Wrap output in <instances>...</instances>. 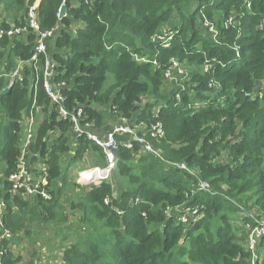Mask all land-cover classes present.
<instances>
[{"label": "trees", "instance_id": "16d2710c", "mask_svg": "<svg viewBox=\"0 0 264 264\" xmlns=\"http://www.w3.org/2000/svg\"><path fill=\"white\" fill-rule=\"evenodd\" d=\"M36 1L41 28L59 27L47 46L54 62L49 81L65 83V106L82 107L98 135L107 131L110 112L126 118L151 146L116 134L120 143L132 142L114 151L118 183L81 188L71 200L81 228L63 250V264H252L235 220L244 209L264 215V98L246 96L264 83V0H0V27L26 26ZM64 1L67 15L60 19ZM34 46L33 34L2 38V72L30 60ZM45 58L38 57L37 70L24 66L9 93V78H0V199L16 243L33 224L66 222L64 197L79 186L69 180V167L107 164L100 145L87 134L74 138L71 121L58 117L43 85ZM34 103L41 112L27 162L46 164L50 199L14 191L11 179L22 116ZM157 124L163 135L152 131ZM168 162L198 170L210 189L194 191L198 178ZM185 202L203 208L192 225L164 213ZM7 250L2 264H19L21 257ZM259 253L264 264V238Z\"/></svg>", "mask_w": 264, "mask_h": 264}, {"label": "built area", "instance_id": "2783aa9c", "mask_svg": "<svg viewBox=\"0 0 264 264\" xmlns=\"http://www.w3.org/2000/svg\"><path fill=\"white\" fill-rule=\"evenodd\" d=\"M66 1V0H65ZM64 1V3H65ZM37 7L38 1L33 3L27 14V25L24 27L11 25L8 28L0 27V40L4 37L10 38H20L27 34L35 35V46H34V53L30 60L22 61L20 60L16 66V68L8 74H4L2 72L3 66L0 67V78L7 77L9 78V83L6 87L13 85L16 78L21 79L23 76V67L26 65L34 66L37 70V61L38 57L43 54L45 55V66L43 69V85L44 88L51 99V104L54 106L56 111L58 112V117L60 119H69L72 123V130L74 134V138L80 136L82 134H87L88 138L95 141L98 145H100L107 157V164L105 166H94L87 169H80L77 172V183L81 186H84L86 190L92 189L94 186L102 184L103 181L107 180L110 175L113 173L115 169L116 159H115V150L118 148L120 144L131 148L132 142L126 141L120 143L116 139V134H130L132 138L137 140L141 143H146L145 147L150 149L151 146L139 135V131L134 129L130 123V120L126 118H122V121L117 122L111 129H108L103 135H98L93 130V123L91 122H84L83 120V111L82 107H79L75 110H69L65 106V97L61 93L60 87H64L65 83H59L57 87L51 84L49 79L53 75V67L54 62L48 58L47 53V46L48 41L52 40L56 37L59 27H54L49 30H43L38 22L37 17ZM60 14V9L58 12V17ZM67 13L64 15L66 16ZM226 21L225 25H228ZM206 25L210 26V30L212 32H217L215 27L210 23H206ZM264 28V25L261 26ZM143 61H146L143 58ZM209 68V65L204 64V70L206 71ZM180 72L183 71L182 68H179ZM187 71V70H186ZM169 73V72H168ZM170 76V73L167 74ZM35 89V87H34ZM260 91H248L246 92V96L249 97L251 100H255L257 98V94ZM260 97V96H259ZM261 98V97H260ZM203 103H196L197 107H200ZM41 112V108L37 107L34 103L32 107L23 113L21 125H22V137L21 143L19 148V166L18 171L11 177L13 181V190L23 189L25 191V195L32 197L33 195H41L45 199L52 198L51 193L48 190V172L47 166L44 162L40 161L34 167L29 166L27 162V158L30 155V145L32 141H34V136L36 132V127L38 125V115ZM138 131V132H135ZM152 131L158 133L160 135L164 134V130L161 124H157L153 126ZM147 132V131H146ZM73 144H75V140H73ZM73 155V151L71 152ZM70 155V156H72ZM169 166H174L180 168L182 170H187L188 174L195 176L198 178L197 184L194 187V191L200 190H209L210 184L208 181L202 180L198 174L196 173V169L188 168L185 163L180 162H168ZM189 197V195L187 196ZM110 199L106 198L105 203L109 204ZM139 201V199H135L132 203ZM2 206L4 207V202H2ZM203 208L200 206H192L189 203L185 202L180 205L176 206H167L164 209V213L168 217L175 216L177 217L178 222L188 225L194 224L196 221L200 219L202 216ZM118 214H123V210L116 208ZM245 216V217H244ZM245 218L249 219L246 220ZM242 225L246 230V241L245 247L246 249L251 252L252 255V264H258L259 260V245L262 239L264 238V215L253 211V210H245L242 215ZM13 238V233L7 229L4 225L3 219V211L0 207V264H2V258L7 253L8 247H10V242ZM7 243V246L5 245ZM48 264L49 262H44Z\"/></svg>", "mask_w": 264, "mask_h": 264}, {"label": "rangeland", "instance_id": "374dc122", "mask_svg": "<svg viewBox=\"0 0 264 264\" xmlns=\"http://www.w3.org/2000/svg\"><path fill=\"white\" fill-rule=\"evenodd\" d=\"M74 29L76 30L78 26H73ZM203 71L204 70V65L202 66ZM183 72H190V70H193L191 67L189 68H182ZM172 91H174L175 87L171 86ZM170 88V89H171ZM174 89V90H173ZM256 90H260V97L264 98V83H262V86L257 88ZM255 91V90H254ZM112 112L109 113L110 119L108 123V127L106 130L111 129L117 122L122 121L121 118L117 117L119 121L117 120L116 116L111 114ZM138 132V131H135ZM70 156L69 154L64 155L62 158V162L67 160ZM96 165L92 164L91 160H84L80 162L77 165H73L69 167L68 172H69V180L74 181L77 183V172L79 169H87L90 167H94ZM112 181L113 185L115 183H118V180L115 181L113 173L110 175V177L107 179V181ZM78 184V183H77ZM79 185V184H78ZM117 189V186H115ZM81 188H85L84 186L79 185L76 189L72 191H68L66 193L67 195L64 197L66 198L65 202L66 208H67V220L64 222V224L57 226V225H50L48 229L42 228V226L35 225L33 224V228L30 229L32 231V238L28 237H20L18 239V242L16 243V252L18 253V256L21 257V264H46L42 263L44 257H41L40 255V250H45L50 251L52 253L54 250H58L60 252H63V250L67 247V244L69 242H72L77 235V232L75 229L81 228L80 227V215L81 212L79 209H74L71 207V200L77 201L79 199V192L81 191ZM116 193L118 191L116 190ZM74 194V195H73ZM68 196H70L68 198ZM42 228V229H41ZM84 228V227H83ZM86 231V230H85ZM81 232H83V229H81ZM67 235V237H65ZM55 253L51 258L52 260L49 261L48 264H61V256L58 253ZM260 255V253H259ZM38 261L36 262V260ZM36 262V263H35Z\"/></svg>", "mask_w": 264, "mask_h": 264}, {"label": "crops", "instance_id": "0c3cea01", "mask_svg": "<svg viewBox=\"0 0 264 264\" xmlns=\"http://www.w3.org/2000/svg\"><path fill=\"white\" fill-rule=\"evenodd\" d=\"M1 13V12H0ZM0 18H2V16L0 17ZM74 142V141H73ZM70 155H72V154H70ZM69 158H70V156H69ZM68 158V159H69ZM67 159V160H68ZM67 160H65V161H63V162H67ZM79 164V163H78ZM80 170V169H79ZM78 170V171H79ZM29 198H31V197H29ZM2 202H4L3 200H1L0 199V207H1V209H2V211H3V209H4V207L2 206ZM4 212V211H3ZM242 215H243V213L242 214H240V215H238L237 216V218H236V220H235V225H236V228L238 229V233H239V236L240 237H242V238H245V241H246V230H245V228L243 227V225H242V220H241V218H242ZM43 228H45L44 226H43ZM49 227H46L45 229H48ZM31 229V228H30ZM19 236V238L20 237H28V238H32L33 237V235L31 234V235H23V234H20V235H18ZM13 239L14 238H12V240H11V242H10V249L14 252V254L16 255V257L18 256V253L16 252V240H14L13 241ZM15 239H16V237H15ZM245 243V242H244ZM261 243V242H260ZM260 246V245H259ZM57 251L58 250H54L52 253H50V251H47V249H45V250H40V255H41V257H44V259H43V261H42V263H44V262H49L50 260H52V256L55 254V253H57ZM58 253L60 254V256H61V258H62V252H60V251H58ZM38 261V259L36 260V262ZM35 262V263H36ZM22 263V262H21ZM21 263H19V264H21ZM61 264H63V262H62V259H61Z\"/></svg>", "mask_w": 264, "mask_h": 264}, {"label": "water", "instance_id": "95a60500", "mask_svg": "<svg viewBox=\"0 0 264 264\" xmlns=\"http://www.w3.org/2000/svg\"><path fill=\"white\" fill-rule=\"evenodd\" d=\"M66 11H67V5L65 3H63L60 7V14H59V18H63L64 15L66 14ZM12 89V85L11 86H8L4 89V93H9Z\"/></svg>", "mask_w": 264, "mask_h": 264}, {"label": "clouds", "instance_id": "9594fccd", "mask_svg": "<svg viewBox=\"0 0 264 264\" xmlns=\"http://www.w3.org/2000/svg\"><path fill=\"white\" fill-rule=\"evenodd\" d=\"M257 88H259V86ZM257 88H255V89H257Z\"/></svg>", "mask_w": 264, "mask_h": 264}]
</instances>
